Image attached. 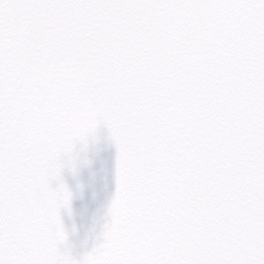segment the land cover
<instances>
[{
    "label": "snow or ice",
    "instance_id": "6c2138e0",
    "mask_svg": "<svg viewBox=\"0 0 264 264\" xmlns=\"http://www.w3.org/2000/svg\"><path fill=\"white\" fill-rule=\"evenodd\" d=\"M101 127L76 256L63 173ZM0 264H264V0H0Z\"/></svg>",
    "mask_w": 264,
    "mask_h": 264
},
{
    "label": "water",
    "instance_id": "95a60500",
    "mask_svg": "<svg viewBox=\"0 0 264 264\" xmlns=\"http://www.w3.org/2000/svg\"><path fill=\"white\" fill-rule=\"evenodd\" d=\"M79 152L77 170L64 169V182L72 190L71 214L62 209V219L68 231V243L74 255L91 249L103 230L108 206L115 193V145L101 127L97 139ZM86 162H81L85 161Z\"/></svg>",
    "mask_w": 264,
    "mask_h": 264
}]
</instances>
